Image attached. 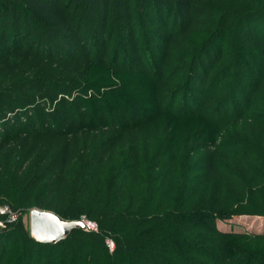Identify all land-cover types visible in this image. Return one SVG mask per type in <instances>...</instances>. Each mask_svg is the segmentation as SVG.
Here are the masks:
<instances>
[{
  "label": "trees",
  "instance_id": "trees-1",
  "mask_svg": "<svg viewBox=\"0 0 264 264\" xmlns=\"http://www.w3.org/2000/svg\"><path fill=\"white\" fill-rule=\"evenodd\" d=\"M180 44L198 91L224 60L247 65L264 87V10H221L212 0H0V204L18 215L0 227V264H152L157 255L175 264L174 252L191 264L200 256L264 264L263 233L199 234L217 220L264 216V179L226 202L197 198L215 172L218 123L200 109L165 108L161 71L147 61L153 53L165 60ZM161 131L175 166L185 144L206 154L187 185L168 179L127 210L115 182L98 202L89 199L97 172L83 182L81 158L93 146L102 162L129 139ZM34 208L69 221L85 214L98 232L76 229L57 244L39 243L23 223ZM76 231L104 251L59 258L57 246Z\"/></svg>",
  "mask_w": 264,
  "mask_h": 264
},
{
  "label": "rangeland",
  "instance_id": "rangeland-1",
  "mask_svg": "<svg viewBox=\"0 0 264 264\" xmlns=\"http://www.w3.org/2000/svg\"><path fill=\"white\" fill-rule=\"evenodd\" d=\"M213 5L221 10L260 9L264 10V2L253 0H212ZM237 12V11H235ZM186 50L184 44L176 45L165 60L160 54L148 55L150 67L161 71L163 87L161 99L165 108L172 112L200 109L213 117L219 126V141L214 152L215 172L205 185L197 186V198L211 200L217 196L222 202L229 201L235 194L247 186L253 179H264V87L257 88L258 76L245 69L247 65L230 67L224 60L211 70L209 77L201 80L200 89H195L192 78L188 76L190 61L182 55ZM159 56V57H156ZM252 80L251 91L243 88ZM166 132L153 133L148 137L140 136L128 140V144L119 147L107 155L102 162L95 156L99 145L93 146L91 152L81 158V180L87 182L90 174L96 169L97 175L91 182L90 200L100 198L112 182L122 186L124 209L137 207L142 198L162 182L171 179L181 184L188 183L189 174L195 169H202L206 162V154L194 145L185 144L178 156L179 165L171 163L164 151ZM182 180V181H181ZM187 185V184H186ZM72 209L68 210L71 211ZM74 211H76L74 209ZM64 221H69L62 218ZM87 228L98 232L97 221L82 215L80 218ZM23 223L30 233V212L23 215ZM1 228H5L0 225ZM202 238L228 234H264V216L245 215L233 217L228 221L215 222L213 229L199 230ZM215 232V233H214ZM64 244L57 246L59 258L74 255L78 252L92 253L104 251L99 242H93L81 231L72 234ZM106 248L111 250L109 245ZM114 247V246H113ZM200 255H196L199 258ZM175 264H191L172 254ZM199 264H245L240 259L222 261L208 260L200 256ZM152 264H166L160 255Z\"/></svg>",
  "mask_w": 264,
  "mask_h": 264
},
{
  "label": "water",
  "instance_id": "water-1",
  "mask_svg": "<svg viewBox=\"0 0 264 264\" xmlns=\"http://www.w3.org/2000/svg\"><path fill=\"white\" fill-rule=\"evenodd\" d=\"M30 235L42 244H57L66 240L73 230L89 228L82 221H64L57 214L34 208L30 211Z\"/></svg>",
  "mask_w": 264,
  "mask_h": 264
},
{
  "label": "built area",
  "instance_id": "built-area-1",
  "mask_svg": "<svg viewBox=\"0 0 264 264\" xmlns=\"http://www.w3.org/2000/svg\"><path fill=\"white\" fill-rule=\"evenodd\" d=\"M0 215L6 217L5 222H0V225H3L4 227L6 224H11L18 220V215L11 210L9 205L6 204H0ZM107 244L113 249L114 243L112 240H107Z\"/></svg>",
  "mask_w": 264,
  "mask_h": 264
}]
</instances>
